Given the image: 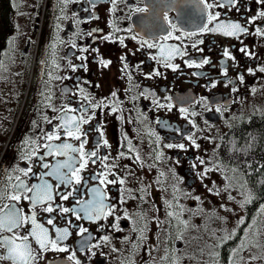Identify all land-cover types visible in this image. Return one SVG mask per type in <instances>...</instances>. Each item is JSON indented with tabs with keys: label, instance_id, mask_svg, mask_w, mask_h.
<instances>
[{
	"label": "flooded vegetation",
	"instance_id": "1",
	"mask_svg": "<svg viewBox=\"0 0 264 264\" xmlns=\"http://www.w3.org/2000/svg\"><path fill=\"white\" fill-rule=\"evenodd\" d=\"M212 2L0 0V215L13 206L20 210L29 220L20 235L33 227V215L51 239L56 229L69 233L58 243L67 251H45L36 264H144L145 253L138 248L142 202L152 197L155 204L162 194L177 191L193 194L196 206L213 189L236 194L240 223L232 233L210 239L214 254L207 258L200 255L202 240L194 245L178 237V253L184 250L188 256L182 263L264 264V202L248 207L252 188L243 166L229 165L216 154L229 131L264 115V35L255 31L264 30V18L250 22L264 5L239 0L231 9L208 8ZM214 11L221 21L238 22L248 31L236 38L223 30H204L211 28L208 16ZM226 50L234 59L224 56ZM203 59L209 63L201 64ZM104 61L111 63L105 66ZM102 100L105 107H89ZM91 113L90 123L81 125L87 133L83 150L108 159L88 158L79 184L65 186L43 176L50 170L44 163L67 158L50 155L45 144L81 143L63 131L59 140L48 141L46 135L65 119ZM112 164L110 170L104 167ZM28 168L24 176L20 169ZM101 172L104 176L97 179ZM16 177L29 186L45 179L58 185L52 206L76 211L98 187L105 210L91 219L58 208L46 212L43 203L33 206L23 198L35 193L16 189ZM100 179L116 182L100 184ZM65 192L72 194L61 200ZM13 194L21 199L11 200ZM179 200L184 203L182 195ZM81 227L87 232L81 234ZM32 246L37 247L35 240ZM188 246L197 250L185 251Z\"/></svg>",
	"mask_w": 264,
	"mask_h": 264
},
{
	"label": "snow or ice",
	"instance_id": "2",
	"mask_svg": "<svg viewBox=\"0 0 264 264\" xmlns=\"http://www.w3.org/2000/svg\"><path fill=\"white\" fill-rule=\"evenodd\" d=\"M259 3L261 5H264V0H259ZM238 5L239 0H214V2L212 3H207L208 8L215 7L221 9H231L233 7H238ZM219 17L220 12H211L208 16V20L209 22H213L212 26L211 28H205L204 30L213 32L223 30V35L232 36L236 38H239V34H243L248 31L245 26H242L238 22L221 21ZM258 18H264V10L259 13L258 17H252L250 22L255 23ZM255 31L259 35H264V30L259 27H257ZM241 51L247 52V49H241ZM248 54L251 55L252 53ZM224 56L234 59V57H231L230 52H228L227 50L224 52ZM110 63L111 61H104L105 66ZM191 63L195 64V61H192ZM207 63H209L208 59H203L201 61V64ZM251 71L252 69H249V72ZM260 71L264 72V68H261ZM239 79L243 81V76L241 75ZM115 95L116 93H112V96ZM105 106L106 105L103 100L99 103L89 104V107L93 109H101ZM112 110L115 111L116 109L113 108ZM70 111L75 110L72 109ZM92 116H94V113L84 114L79 117L65 119L64 125L61 126L60 129H58L56 132L46 135V139L48 141H52L54 139L59 140V132L63 131L66 136L73 137L76 140H80L81 143L79 147H73V145L68 143H61L56 145L45 144L44 147L49 149L50 155L65 156L67 158L62 161L57 160L54 165L44 163L42 165L43 168L50 170L43 173V176L52 177L59 184H63L65 186H70L73 183L79 184L81 182L79 171L87 166L88 158L96 157L97 159H100L102 163L103 161L108 159L107 156L98 157L96 150H92L90 152H84L83 150L84 144L86 143L87 133L81 131V125L90 123V119L92 118ZM74 133H79V135H74ZM82 137H84L83 140L81 139ZM104 144L107 145L106 140L104 141ZM169 147H171V145H169ZM181 147L183 146L181 145ZM70 153H75L77 155L73 156L70 155ZM91 162L95 163L96 161L92 160ZM114 166V164L104 165V167L109 170ZM20 171L24 174V176H27L28 173L31 172V168L20 169ZM100 176H104V172H101L99 176H97V179H99ZM16 179L19 181V183L14 186L16 189L20 190L21 192L35 193L34 197L30 195H25L23 198L32 201L33 206L43 203L45 205L43 210L46 212H53L58 208L63 213L75 211L77 219L81 218V213H86L91 219L96 216H99L105 210V205L103 203V193H101L98 187L91 189L93 198L90 201H84L83 206L78 211H76L74 209L61 207L60 205H57L55 208L52 206V190L58 185L52 184L45 179L39 185L29 186L26 185L22 180H20L19 177H16ZM99 182L100 184H105L115 183L116 181H106L105 179H100ZM120 183H123V180H121ZM73 191H75V189H73ZM71 194V192H65L60 195V199L66 200ZM10 199L13 201H18L21 199V196L13 194L10 196ZM109 214H111L110 211ZM169 215H174V213H169ZM28 223V218L24 216L20 212V210H18L14 206L8 208L7 211L0 215V234H3L5 232L10 234L0 235V249L3 250L0 251V262L7 260L10 261L11 264H36L38 258H42L45 251L68 250L66 247H58L59 241H62L69 234L67 228L56 229L57 237L55 240H53L48 236V230L45 229L43 225L36 223L35 216L33 215L31 218V224L33 225V227L25 234L20 235V229L24 228ZM47 223L53 224V219H49ZM79 231L81 232V234H83L84 232H87V229L81 227ZM103 239L108 240V237L105 236ZM32 240H35L37 245L36 248L32 246ZM73 258L74 254L68 257L69 260ZM168 259L171 260L170 257ZM77 264H80V262L77 261ZM172 264H175V262L173 261Z\"/></svg>",
	"mask_w": 264,
	"mask_h": 264
},
{
	"label": "rangeland",
	"instance_id": "3",
	"mask_svg": "<svg viewBox=\"0 0 264 264\" xmlns=\"http://www.w3.org/2000/svg\"><path fill=\"white\" fill-rule=\"evenodd\" d=\"M37 39L38 36L33 44L31 55L33 59ZM217 152L216 149V154H218ZM181 195L184 203H180ZM161 196L159 200H162V205L159 204V200L153 204L152 197L145 199L141 204L138 248L140 253H145L141 258L147 259L144 264H172L173 261L175 264H185L182 262L187 261L186 252L182 250L181 253H178L181 248L177 249L175 246L178 237L193 240L190 242L193 244L194 242L198 243L199 239L202 240L200 255L204 253L207 258L214 254L211 248L214 240L210 239L232 233L236 225L240 223L242 206L239 201L233 199L236 196L235 193L223 194L219 191L215 192V189L211 193H203L202 197L204 198L198 200V205H196L200 206L199 209L191 204L197 199L193 194L174 191L172 194H162ZM213 199L215 201H212ZM171 212L174 213L172 217L169 216ZM184 216L186 217L184 218ZM170 219L172 220L170 221ZM187 250H197V247L188 246L185 251ZM198 253L195 252L193 255ZM169 257L171 260L168 259ZM202 258H197V261L199 262V259ZM191 261L196 263L193 259Z\"/></svg>",
	"mask_w": 264,
	"mask_h": 264
},
{
	"label": "trees",
	"instance_id": "4",
	"mask_svg": "<svg viewBox=\"0 0 264 264\" xmlns=\"http://www.w3.org/2000/svg\"><path fill=\"white\" fill-rule=\"evenodd\" d=\"M224 161L243 166L251 185L252 204L264 202V115L254 117L246 126L229 131L219 145Z\"/></svg>",
	"mask_w": 264,
	"mask_h": 264
}]
</instances>
